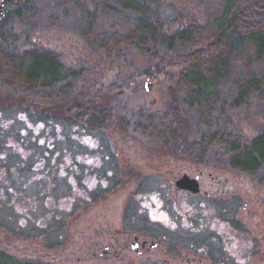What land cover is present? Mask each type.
I'll return each instance as SVG.
<instances>
[{"label": "rangeland", "instance_id": "obj_1", "mask_svg": "<svg viewBox=\"0 0 264 264\" xmlns=\"http://www.w3.org/2000/svg\"><path fill=\"white\" fill-rule=\"evenodd\" d=\"M101 1L107 4L111 0ZM226 1L148 0L149 9L158 13V19L166 30L182 27L191 21H202L211 9L219 12ZM9 4L17 5L15 2ZM99 8L102 7L98 0H39L35 2V11L30 17L33 31L27 30L24 34L25 23L16 20L11 26L21 47L35 45L50 48L59 55L69 72L78 70L79 73L71 80L76 88L72 90L75 96H67L53 103L83 97L93 102L90 105L86 100L84 111L102 112L107 116V125L91 129L83 122L69 123L62 119L31 115L21 107L0 101V262L219 264L222 261L223 264H240L236 261H242L243 264H264V178L258 179L231 169L227 163L217 160L214 150L205 156L206 162L193 163L182 155L172 154L166 146L154 140L148 124L164 118L172 102H180L181 93L176 92L175 85L145 73L150 58L141 49L126 47L108 51L84 37L89 25L104 29L107 34L110 30L127 27L126 31L130 30V19H122L121 25H109L113 21V13ZM12 95L9 90L0 87V96L9 99ZM182 109L187 122V139L198 138L195 110L191 107ZM234 122L236 129L246 136L256 133L264 124V101L259 100L251 108L240 111L234 117ZM45 155L59 161L60 168L55 171L54 165L45 162L50 160ZM104 155H114L117 160L125 157L136 166V170L147 173L143 180L144 187H140L146 190H160L164 185L162 179L167 181L170 178L171 169L199 174L203 188L208 187L207 179L214 176L212 181L221 188V196H230L233 202L239 203L237 208H233H236L237 218L246 228L233 233L232 241L217 253L215 260L210 259L207 246L201 259L195 252L193 257L192 250L186 248L188 241L213 234L209 230L210 219H202L200 214L196 218L203 221L204 227L194 218L192 226L185 219L184 226H178L177 230H166L168 238L165 240L168 242H161L157 250L159 252L161 247L162 256L170 260L134 255L119 259L113 248L101 255L99 250L94 249L96 246H92L93 241L100 238L95 233L98 220L104 217L105 223L118 229L123 224L120 206L124 205L131 188L130 184L120 185L96 201L98 192L103 190L96 183L97 179L102 169L109 166L102 158ZM34 157L41 159L40 178L32 180ZM162 164L167 165L166 168ZM63 165H66V169L62 168ZM160 165L165 171L158 172ZM10 166L12 169L7 170ZM104 184L112 186L113 181L106 180ZM47 189L53 193L49 191L45 198L41 192ZM104 189L108 190L107 187ZM100 194L102 196L103 193ZM88 195L91 200L86 201L84 198ZM138 201L148 204L142 197ZM179 207L182 208L183 204ZM155 213L156 210H150L148 214L145 212L144 218H155ZM102 224L103 221L99 227L102 228ZM167 224L174 226L170 222ZM67 225L69 233H66ZM220 227V223L214 225V229L219 230ZM195 229L199 230L195 232ZM106 234L110 239L105 240L112 242L113 230H106L103 235ZM194 244L200 246L197 242ZM189 257L191 261L187 260Z\"/></svg>", "mask_w": 264, "mask_h": 264}, {"label": "trees", "instance_id": "obj_2", "mask_svg": "<svg viewBox=\"0 0 264 264\" xmlns=\"http://www.w3.org/2000/svg\"><path fill=\"white\" fill-rule=\"evenodd\" d=\"M37 1L0 0V87L13 94L9 99L0 96L1 103L47 119L83 122L91 129L106 126L107 116L102 112L84 111L87 99L83 97L53 103L75 96L71 80L78 70L69 72L50 48L17 44L11 26L16 20L25 23L24 34L33 31L30 17ZM14 2L17 5L9 4ZM98 3L113 13L109 25H121L122 19H130V30L108 29L107 34L88 22L84 37L108 51L141 49L150 58L145 73L175 85L176 92L181 93V103L174 100L164 118L148 124L154 140L193 163L206 162L205 156L214 150L217 160L231 169L264 178V124L256 133L246 136L236 129L234 122L240 111L264 101V0H227L219 12L211 9L204 20L191 21L173 30L163 27L158 13L149 9L148 0ZM183 107H191L197 114L198 138L193 140L187 139ZM45 162L54 165L55 171L60 168L57 160ZM50 189L41 192L42 196Z\"/></svg>", "mask_w": 264, "mask_h": 264}, {"label": "flooded vegetation", "instance_id": "obj_3", "mask_svg": "<svg viewBox=\"0 0 264 264\" xmlns=\"http://www.w3.org/2000/svg\"><path fill=\"white\" fill-rule=\"evenodd\" d=\"M102 158L109 163V166L102 169L101 176L98 177L99 180L97 179L96 183H99L101 185V189L103 190L98 192L99 196L96 201L106 197L107 194L105 193L115 191L120 187V185L123 186L125 184H130L131 188L130 192L125 197L124 205L120 206V220L123 224H121L118 229H115L114 227L112 228L108 225V223H105L103 217L98 220L99 222L96 226L98 230H96V232L93 231L97 233L100 238L93 241L92 246L94 247L95 245L96 247L94 249L99 250L101 255L108 253V251L113 248V252H116L119 259H123L128 255H134L136 257L139 256L143 258L155 256L156 258L166 260L168 257L162 256V248L159 247V252L157 250V247L161 242H168L165 240L168 238L166 230H177L178 226H184L183 221L185 219L189 220V223L192 226V220L196 218L197 214H200L202 219H210L211 226L209 230H212L213 234L188 241L186 248L192 250L193 257L195 256V252L197 257L201 259L205 254V248L207 246L211 253L210 259L215 260L217 259V253L220 250H224L225 246L232 241L233 233H238L246 228L245 224L237 218L235 209L238 207L239 203L237 201L233 202V198L231 199L230 196H221V188L216 187V184L212 181L214 180V176L207 179V189L203 188V181L199 174H191L188 171H182L183 169H177V171L171 169L170 178L167 179V181L162 179L164 181V185L160 190L158 188L146 190L140 187H144L143 180L148 174H144L136 170V166L132 165L130 160L125 157H122L121 160H117L114 155H104ZM39 162H41V159L32 160L33 165L31 166V171L34 172L32 180L40 178L38 174L40 173ZM99 164L100 161L96 166L99 167ZM162 165L165 168L167 166L165 164ZM11 169L12 166H10L9 169L7 168V170ZM163 171H165V169L161 166L160 169H158V172ZM183 173H186L197 180L199 186V190L197 192H193L186 188H180L175 185L176 179ZM115 174H117V176H115ZM110 177L115 179L112 180ZM161 178L164 177L161 176ZM106 180L113 181V185L107 186L108 184H104ZM117 184L118 187L116 186ZM105 187H107L108 190H105ZM7 188L10 189L11 187L7 184ZM140 189L141 191L138 192ZM217 189L218 191H216ZM100 193H103L102 196ZM139 197L147 200L148 204L144 205L138 201ZM84 199L86 201L91 200L89 195ZM181 203L183 204L182 208L179 207ZM202 209L204 211H202ZM150 210H156L155 216L157 217L144 218L145 212L148 214ZM196 220L198 221V224L204 227L203 221H201L200 218H196ZM102 221L103 227L101 228L99 225ZM167 222L174 224V226L167 224ZM216 223L221 224L219 230L214 229V225ZM198 224H196V226ZM157 226H159V229L161 230L156 229ZM108 229L113 230L114 232V234L111 235L112 242L105 240L110 239L107 234L103 235ZM198 230L199 229H195V232ZM196 242L200 246L197 247L194 244ZM180 249L184 251L182 246H180ZM163 250L167 253L169 252L167 249ZM191 259L192 258L189 257L187 260L191 261ZM236 262L243 264L242 261ZM102 264L120 263L104 262ZM219 264H223V262L220 261Z\"/></svg>", "mask_w": 264, "mask_h": 264}, {"label": "water", "instance_id": "obj_4", "mask_svg": "<svg viewBox=\"0 0 264 264\" xmlns=\"http://www.w3.org/2000/svg\"><path fill=\"white\" fill-rule=\"evenodd\" d=\"M175 185L180 188H186L193 192L199 190L198 182L194 177L189 176L186 173L181 174L175 181Z\"/></svg>", "mask_w": 264, "mask_h": 264}]
</instances>
